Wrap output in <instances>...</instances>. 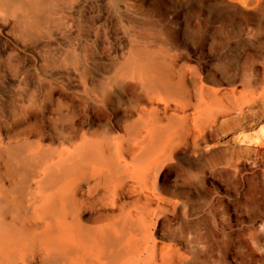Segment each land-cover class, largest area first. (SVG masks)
<instances>
[{
	"label": "bare ground",
	"instance_id": "bare-ground-1",
	"mask_svg": "<svg viewBox=\"0 0 264 264\" xmlns=\"http://www.w3.org/2000/svg\"><path fill=\"white\" fill-rule=\"evenodd\" d=\"M30 8L34 13L38 4ZM178 77L176 85L141 52L123 70L119 87L99 99L89 97L84 76L78 95L68 73L66 122L55 126V135L45 134L31 116L10 123L0 116V264H199L193 245L185 251L157 228L182 209L178 223L210 238L211 208L199 201L204 178L198 172L194 206L187 195L162 187L160 178L187 149L211 156L209 167L221 165L213 172L239 169L240 145L215 153L210 140L224 135L229 116L241 118L244 108L223 102L235 88L212 89L207 100L195 102L187 87L201 83L195 70L183 69ZM243 84L249 87V120L262 125L251 134L241 123L237 136L253 141L255 158L264 157V107L255 108L254 85ZM126 100L123 110L108 112ZM95 108L108 113L106 119ZM134 113L138 119L128 123ZM94 124L102 127L104 141L86 139L85 125ZM120 126L124 133L112 137Z\"/></svg>",
	"mask_w": 264,
	"mask_h": 264
},
{
	"label": "rangeland",
	"instance_id": "rangeland-1",
	"mask_svg": "<svg viewBox=\"0 0 264 264\" xmlns=\"http://www.w3.org/2000/svg\"><path fill=\"white\" fill-rule=\"evenodd\" d=\"M33 3L38 4L34 13ZM141 52L176 85L178 72L194 69L201 83L187 87L195 102L207 100L212 89L235 88L223 102L236 101L244 108L241 118L229 116L224 135L210 140L215 153L240 145L239 169L213 172L221 165L209 167L211 156L187 149L160 178L162 187L187 195L188 205L194 206L200 172L199 201L206 199L211 208L210 238L178 223L182 209L160 220L159 233L185 251L193 245L199 264H264V157L255 158L253 141L237 136L241 123H248L245 131L251 134L262 125L250 121L249 87L243 83L254 85L255 108L264 107V0H0V116L8 122L31 116L45 134L55 135V126L66 122L68 73L78 95L84 76L89 97L99 99L119 87L123 70ZM127 105V100L110 105L108 112ZM96 112L106 119L108 113ZM137 119L134 113L127 122ZM84 130L86 139H106L98 124ZM123 133L120 126L112 137Z\"/></svg>",
	"mask_w": 264,
	"mask_h": 264
}]
</instances>
